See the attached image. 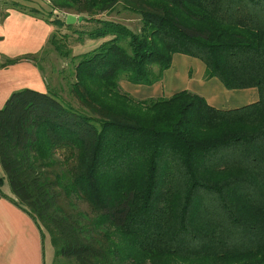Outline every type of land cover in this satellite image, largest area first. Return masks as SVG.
<instances>
[{"label": "trees", "instance_id": "obj_1", "mask_svg": "<svg viewBox=\"0 0 264 264\" xmlns=\"http://www.w3.org/2000/svg\"><path fill=\"white\" fill-rule=\"evenodd\" d=\"M47 2L49 17L29 13L57 51V32H76L67 15L82 18L81 39L103 40L73 57L67 96L22 89L0 108V197L5 180L54 262L264 264V0ZM123 12L137 32L111 19ZM175 54L258 101L222 111L187 91L120 89L159 82Z\"/></svg>", "mask_w": 264, "mask_h": 264}, {"label": "crops", "instance_id": "obj_2", "mask_svg": "<svg viewBox=\"0 0 264 264\" xmlns=\"http://www.w3.org/2000/svg\"><path fill=\"white\" fill-rule=\"evenodd\" d=\"M80 25L79 23L76 26ZM53 32L51 24L25 10H6L0 16V108L9 96L22 89L46 93L47 83L37 64V56ZM121 90L135 99L170 97L187 91L202 97L218 110L239 109L258 101L254 88L228 90L217 78H206L204 63L187 55L175 54L162 79L151 86L133 85L122 80ZM0 178L4 179L0 167ZM0 197V264H52L54 250L50 240L10 199L13 196L4 180Z\"/></svg>", "mask_w": 264, "mask_h": 264}, {"label": "rangeland", "instance_id": "obj_3", "mask_svg": "<svg viewBox=\"0 0 264 264\" xmlns=\"http://www.w3.org/2000/svg\"><path fill=\"white\" fill-rule=\"evenodd\" d=\"M13 3L16 7L12 5ZM11 7H15L14 10L18 8L25 10L26 12L36 10L38 11V13H40V15L45 17H49L48 15L51 12L47 0H0V16L3 15L6 10H10ZM53 13L54 16L51 17L52 20L55 18L62 19L61 15H59L56 11H54ZM55 15L58 17H56ZM111 19L119 22L120 24H123L128 29L134 32H137L140 28L139 20L132 14L123 12L120 15H113ZM84 29L85 26L82 25H78L75 27V33H73V30L67 31L65 29H61L60 32H57V36H66L64 37L65 46L57 51L53 45L47 43L45 48L36 56L35 59L41 69L48 87L51 90L62 94V96L64 97L67 96V84L69 81H72L70 76L74 72L75 66L77 64V61L73 59V57L76 58L92 51L94 48L98 47L103 40H92L88 38L81 39L79 33ZM120 89H122L121 86ZM44 234L48 240V235L45 232ZM52 264L73 263L70 261H65L64 259H60L58 262H54L53 259Z\"/></svg>", "mask_w": 264, "mask_h": 264}, {"label": "water", "instance_id": "obj_4", "mask_svg": "<svg viewBox=\"0 0 264 264\" xmlns=\"http://www.w3.org/2000/svg\"><path fill=\"white\" fill-rule=\"evenodd\" d=\"M82 21V18L77 17L75 15H67L65 17V24L66 25H75L76 23H80Z\"/></svg>", "mask_w": 264, "mask_h": 264}]
</instances>
